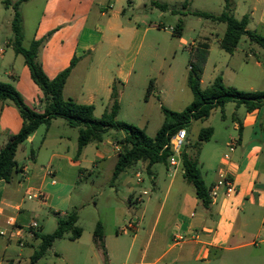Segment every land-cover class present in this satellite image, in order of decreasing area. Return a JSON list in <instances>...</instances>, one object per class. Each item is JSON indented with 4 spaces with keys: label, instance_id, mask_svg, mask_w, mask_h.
I'll list each match as a JSON object with an SVG mask.
<instances>
[{
    "label": "rangeland",
    "instance_id": "rangeland-1",
    "mask_svg": "<svg viewBox=\"0 0 264 264\" xmlns=\"http://www.w3.org/2000/svg\"><path fill=\"white\" fill-rule=\"evenodd\" d=\"M11 1L15 3L18 0ZM96 1L30 0L23 3L19 8L23 17L25 35L23 46L28 48L33 40L45 38L39 56L40 62L49 59L52 51H64V53L70 54L76 45L80 28L85 24L93 25L98 20L100 9L96 5ZM130 1L131 3L125 1L127 12L125 18H131L134 21L138 18L144 19L146 22V25H142L144 28H148L150 24L156 27L146 32L143 29L144 32L141 35L143 40L142 52L136 60L131 80L133 93L128 92L123 98L117 120L138 127L144 130L148 136L155 138L165 123L166 117L162 109L163 106L173 112H181L194 100L193 92L188 85V75L194 57L189 46H179V38L173 35V29L182 21L184 29L186 27L188 39L199 40L201 34L210 38L214 52L211 54L204 76L203 86L206 89L211 84L214 64L222 63L225 65L229 59V54L217 46L218 39L224 36L226 25L199 18L194 13L201 11L219 16L224 12V0ZM158 4H168L169 10L163 11ZM14 16L13 7L5 8L2 0H0V51H4V55H0V82L12 84L22 95L28 107L42 112L41 100L44 96L41 89L33 82L24 57L20 55L18 60H15L17 54L14 53L12 47L15 37L12 27ZM72 20H75V23L70 26ZM100 22L102 25L105 24L104 20ZM82 39L83 36L81 42ZM252 50L261 52L262 56L264 55V51L258 45L251 44L247 38H243L236 54L237 59L247 61ZM174 52H176L175 55H173ZM48 70L50 71V67ZM255 70L256 67L252 65L249 68V73L252 74ZM10 72L15 73L16 79L9 77L8 73ZM151 80L154 81V91L146 99ZM159 84L163 85L164 93L160 92ZM263 88L258 91H263ZM246 112L244 106L239 109L235 102H231L224 109L215 108L207 119L192 121L187 128L189 141L185 148L189 157L199 162V169L208 190L211 189V183L217 177L213 168L216 166L215 159L221 152V142L230 136L236 137L235 140H238V131L234 129L235 118L237 115L242 117ZM209 128L213 129V136L209 141H201L202 131ZM45 132L46 126L43 125L38 130L36 142L33 145L25 142L17 151L18 166H28L29 175H31V170L34 167V159L38 156ZM258 133H264L263 120L259 124ZM109 137L123 138L122 134L116 131L108 134L106 139ZM88 149L85 161L81 160L83 157L75 160V162H79L77 166L73 167L65 160L51 167V171L56 172L54 179L57 184L53 185L49 179L48 182L51 186L47 190H42L47 196L48 205L43 206L38 203V200L26 199L25 187L18 191V203L21 202L22 207L28 211L26 217L30 220H37L41 224L42 234H51L56 230V212H59L61 217L64 216L62 213L65 212L78 213V226L84 231L83 243L87 241L99 221L106 222L107 225L112 226L113 230L117 225L116 229L119 228L121 232L124 230L131 232L132 225L137 223L134 219L140 220L146 207L148 208L147 217L155 219L164 202L167 188L163 186L164 180L168 181L165 165L157 164L154 167L157 174L155 181H160L161 184L157 189L153 187L152 178L143 162H139L130 168L114 183L113 171L117 156L100 161L98 166H94L96 145L90 144ZM32 150L35 151L34 158L31 157ZM48 160V153L42 152L40 161L47 166ZM261 161L264 162V150ZM126 173L129 175L127 180L130 179L133 182L137 190V197H141L143 202L130 205V195L126 189V183L122 182ZM137 173L142 179L140 183L136 176ZM180 178L183 179L181 176ZM66 185H68L66 188L68 191L72 186V200L69 205H65L63 202L66 193L62 191ZM190 187L189 190L192 193L193 188ZM144 192H147V195H144ZM24 194L25 199H23ZM51 200H56V207L51 204ZM173 202L171 220L180 207V196H175ZM167 212L168 209L165 215ZM244 218L246 219L244 220ZM3 228L9 230L10 227ZM150 229L151 226L148 227V230ZM238 231L240 233L236 242L229 243L221 250L212 251L209 264H264V243L257 246L248 245L253 243L256 238L264 237V207L246 203L244 211L241 213ZM38 245L39 243L34 242L32 247L22 248L16 239L10 242L7 237L0 236V262L19 264L20 261V264H29V256L38 248ZM78 245V242L69 239L57 240L46 256L37 264H82L78 262L76 255L80 249ZM146 261L153 262L154 259L148 258Z\"/></svg>",
    "mask_w": 264,
    "mask_h": 264
},
{
    "label": "crops",
    "instance_id": "crops-1",
    "mask_svg": "<svg viewBox=\"0 0 264 264\" xmlns=\"http://www.w3.org/2000/svg\"><path fill=\"white\" fill-rule=\"evenodd\" d=\"M125 1L131 3L130 0H97L96 5L100 9L98 20L93 25L85 24L80 28L72 52L66 54L64 51H52L50 58L41 62L47 76L54 79L71 65L73 59H76V66L65 85L64 97L73 99L79 104L93 105L97 118L102 117L109 105L113 86H117L120 90L121 105L126 94L128 92L133 93L131 80L136 60L142 52L143 40L141 35L144 32L143 29L146 32L156 27L150 24L148 28H144L142 26L146 25L144 19L138 18L136 21L131 18L126 19ZM233 1L235 3L233 13L235 18L241 20L244 16H249L248 29L264 35V0ZM101 20L105 21L104 25L101 24ZM74 23L75 20H72L70 26ZM115 34L117 36H114ZM178 38L179 46H194L192 55L197 50H204L208 47V58L201 81V86L205 89L203 86L204 76L211 54L214 52L210 38L201 34L199 40L188 39L186 27L182 36ZM221 40L222 38L218 39V47H220ZM237 51L238 48L234 54H229V59L225 65L222 63L214 64L210 83L216 77L222 76L227 86H233L243 91L262 90L264 87V63L262 62L264 55L262 56L261 52L252 50L247 61H239L236 55ZM175 54L176 52L173 55ZM0 55H4L3 50L0 51ZM18 56L20 55H16L15 60H18ZM252 65L256 67V70L250 74L249 68ZM48 67H50V71ZM8 75L16 79L14 72H10ZM169 77H171L170 74ZM158 87L161 89L160 92L164 93L163 85L159 84ZM235 120L234 129L238 131V146L233 150L228 147L229 141L236 138L233 136L221 142V152L215 159L216 166L213 168L217 177L211 183L209 190L211 195L220 179V169L226 168L233 175L235 185V191L231 195H228L226 189L221 187L217 196L211 198L210 207L206 209L197 198L195 190L193 189L194 193L189 190L191 185L185 179L184 171L182 173L179 171L174 175L169 165L164 164L168 181L164 180L163 186L167 188L164 202L157 217L155 219L148 218L146 214L148 208L146 207L141 219H134L137 223L132 225L131 232L127 230L121 232L119 228L116 229L117 225L113 226V230L112 226L102 222L105 228L104 247L95 241L94 231L84 243V236L82 235L76 241L80 246L79 252L76 254L78 262L82 264H159L160 262L162 264L197 262L209 264L213 250H221L229 243L236 242L240 233L238 224L241 222V213L244 211L246 203L264 207V162L261 161L264 150V133H258L261 120L264 122V107L253 112H246L242 117L237 115ZM22 125L23 120L14 103L11 100L0 101V150L11 135L20 132ZM38 130L27 141L31 145L38 139ZM72 130L75 129L68 127L65 120H53L52 124L46 127L45 135L41 140V148L38 156L34 159L35 163L31 175L24 185L20 186L19 184V173L16 174L18 176L14 177L15 180L11 183L0 181V230H3V227H10L8 222L11 218L15 219L18 225L23 228L31 221L30 218L26 217L28 211L22 207L23 204L18 203L20 188L25 187L26 194L30 191L47 190L51 186L48 182L49 179L53 185L57 184V182L53 183L56 172H52V175L49 174V171L52 170L51 167H54L56 163L66 160L73 167L79 165V162H75L78 150V131ZM110 133L112 134L114 131ZM120 133L124 137V133ZM116 145L119 144H117L115 137H109L105 138L99 147L96 146L94 166H98L100 161L118 156L119 152ZM89 146L84 149L81 155L82 161H85L87 157ZM41 151L48 153L47 166L40 161ZM227 156L229 159H226ZM155 166L157 164L152 167V175L150 176L153 187L157 189L161 184L160 181H155L157 175ZM21 168L19 167V171ZM40 175L41 178L38 179ZM128 177L129 175L126 173L122 182L126 183V189L130 195V205L143 202L141 197H137V190L133 182L130 179L127 180ZM68 185L62 191L66 193L63 200L65 205H69L72 200V186L68 191L66 190ZM177 195L180 196L181 204L171 220L173 201ZM23 199H25V194ZM38 203L46 206L48 200L44 203L38 201ZM55 203L56 200H51V204L56 207L57 204ZM167 209L168 212L165 215ZM14 212L15 214H13ZM56 213L60 214L59 212ZM162 225L164 226L161 229ZM149 226H151L150 230H148ZM39 233H42L41 224ZM23 238L25 241L23 248L32 247L34 242L39 243L38 240H34L28 235L26 229L23 231ZM33 253L29 256L30 258ZM148 258L154 259V261L147 262L146 259ZM3 263V261L0 262V264Z\"/></svg>",
    "mask_w": 264,
    "mask_h": 264
},
{
    "label": "trees",
    "instance_id": "trees-1",
    "mask_svg": "<svg viewBox=\"0 0 264 264\" xmlns=\"http://www.w3.org/2000/svg\"><path fill=\"white\" fill-rule=\"evenodd\" d=\"M28 1L30 0H18L13 3L11 0H2V3L5 8L13 7L15 10L12 24L15 37L12 47L17 55L24 57L32 80L43 93L44 98L41 100L43 111L38 112L28 107L22 95L12 84L0 82V101L11 100L14 102L23 120L20 132L11 135L0 150V181L11 183L14 180L15 175L20 172L16 161L19 147L27 142L41 126L49 127L55 119L65 120L68 127L78 131L77 159L81 157L88 145L95 144L99 147L109 132L124 133L123 138L115 137L117 144L121 147L113 171V182L115 183L125 172L139 162L147 165L149 175H152L151 169L154 165L168 164L167 159L170 153L168 150H164V147L170 139L178 131L187 130L192 121L209 118L215 108L224 109L231 102H235L237 108L244 106L247 112H253L264 107V90L241 91L236 87L227 86L222 76L216 77L206 89L202 88L201 81L208 58L207 47L204 50L199 49L193 54L194 61L190 66L188 75V85L194 95L193 102L181 112H173L163 106L162 109L166 117L165 123L155 138L148 136L144 130L138 127L117 120L121 110L120 90L117 86H113L109 105L102 117L97 118L93 105L79 104L73 99L64 97L65 85L76 66V59L72 60L67 69L59 73L54 79H50L39 61L45 38L33 40L28 48L23 46L25 35L23 17L19 8ZM158 6L163 11L169 10L168 4H158ZM234 10V1L224 0V12L221 15L216 16L201 11L195 12L194 15L226 25V31L220 41V48L228 54H234L243 38H247L251 44L258 45L264 51V35L250 31L248 29L249 16L246 15L238 20L233 14ZM183 30L184 26L181 21L173 29V35L181 37ZM262 62L264 63V57ZM153 91L154 81L151 80L146 99L151 96ZM213 133L212 128L203 130L201 141H209ZM31 157H35L34 150L31 151ZM183 168L185 179L195 190L199 201L208 209L212 204L210 192L202 178L198 161L189 157L186 148L183 152ZM55 216L57 218V228L53 233L47 235L37 233L35 235L34 240H38L39 245L31 256L29 264H37L46 256L57 240L77 241L82 237L84 231L78 226L79 217L77 212H66L63 217L55 213ZM93 234L95 241L104 247L105 228L102 222L97 223Z\"/></svg>",
    "mask_w": 264,
    "mask_h": 264
},
{
    "label": "built area",
    "instance_id": "built-area-1",
    "mask_svg": "<svg viewBox=\"0 0 264 264\" xmlns=\"http://www.w3.org/2000/svg\"><path fill=\"white\" fill-rule=\"evenodd\" d=\"M189 49L192 51L194 49L193 45H188ZM188 132L187 130L178 131L169 141V143L164 147V150L169 151V157L167 159L168 165L172 170V174H176L179 171H184L183 168V152L185 147L188 144ZM238 146V140L231 139L229 141L228 147L233 150ZM116 149L119 152L121 147L116 145ZM226 159H229L227 156ZM30 169L28 166H23L19 172L20 174V186H23L27 178L29 177ZM49 174L52 175V171H49ZM138 182H142L140 178V174H136ZM53 183H56L53 180ZM224 187L228 195H231L235 191V185L233 180V175L229 172V169L222 168L220 169V179L217 182L216 186L214 187V191L211 193V198H215L217 196L218 190ZM144 195H147V192H144ZM26 198L28 200H38L40 202H46L47 196L40 190L38 192H28L26 194ZM8 224L10 225L11 229L9 230H0L1 237H7L8 240L11 242L14 239L17 240L18 245L20 247H25V241L23 238V231L26 229L28 235L31 238H35V235L40 232V224L37 220H31L30 223L27 224L25 228L18 225L17 221L13 218L9 219ZM182 240V238H179ZM261 243H264V237H258L253 241V245L257 246Z\"/></svg>",
    "mask_w": 264,
    "mask_h": 264
}]
</instances>
